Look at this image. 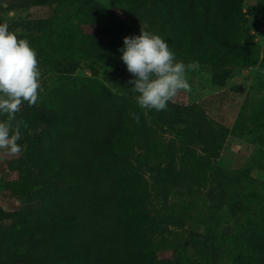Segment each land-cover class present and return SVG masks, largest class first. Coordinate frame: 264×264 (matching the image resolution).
Instances as JSON below:
<instances>
[{"label": "trees", "instance_id": "1", "mask_svg": "<svg viewBox=\"0 0 264 264\" xmlns=\"http://www.w3.org/2000/svg\"><path fill=\"white\" fill-rule=\"evenodd\" d=\"M110 1L129 10L128 24L120 25L98 7L82 6L75 12L78 28L46 34L44 51L37 53L39 69L56 75L43 102L50 120L40 146L28 154L24 174L1 184L18 206L0 213V220L12 222L0 230V264H163L145 230L151 192L167 198L178 183L200 185L208 176L216 186L210 209L222 206L224 178L212 157L227 131L216 128L197 103L169 102L166 110L147 111L155 125L183 128L205 154H196L185 170L173 158L154 167L150 185L134 176L130 143L139 136L146 110L129 90L132 75L119 49L125 36L140 34L141 23L167 40L178 61L199 62L215 86L224 85L229 68L257 67L255 82L263 96L252 124L264 130V58L245 28L249 18L264 30V0L248 10L247 0ZM37 5L38 0H26L21 7ZM83 62L90 69L103 65L104 81L79 76ZM24 122L21 139L42 123L38 117ZM40 176L48 180L44 186ZM237 240L241 247L232 264H264V224L243 230Z\"/></svg>", "mask_w": 264, "mask_h": 264}, {"label": "rangeland", "instance_id": "2", "mask_svg": "<svg viewBox=\"0 0 264 264\" xmlns=\"http://www.w3.org/2000/svg\"><path fill=\"white\" fill-rule=\"evenodd\" d=\"M23 1L26 0H0V23L7 22L10 30L20 28L19 37L28 39L38 54L44 51L46 34L65 26L78 28L75 12L82 6L98 7L122 26L129 21V10L110 0H38V5L29 9L21 7ZM255 3L256 0H247L246 10ZM60 7L61 11H56ZM245 28L247 40L259 44L261 58H264V30L257 28L249 18ZM256 70L257 67L229 68L223 75L222 86L213 85L212 74L205 69L191 71V91L181 90L174 98L176 103L199 104L216 128L227 131L222 149L212 157L225 186L223 204L216 211L210 209V194L216 186L208 176L200 185L178 183L167 198L151 192L147 206L150 220L145 230L163 264H232L241 247L238 234L264 224V130L252 124L253 111L263 96L255 82ZM40 72L44 90L39 93L36 105L22 106L19 116L22 121L40 118L39 129L28 130L26 137L18 141L23 146L20 154L0 150V213L18 206L2 190L1 184L24 174L28 154L40 146V136L50 120L43 102L55 84L56 75L50 74L47 68ZM105 72L103 65H93L90 69L83 62L78 75H96L104 81ZM130 146L134 176L147 180L149 185L154 167L163 168L173 158L178 168L185 170L190 168L196 154H205L202 146L189 141L183 128L155 125L148 111L140 122L138 138ZM40 180L43 186L48 182L44 176H40ZM11 224L9 220H0V230H8Z\"/></svg>", "mask_w": 264, "mask_h": 264}, {"label": "clouds", "instance_id": "3", "mask_svg": "<svg viewBox=\"0 0 264 264\" xmlns=\"http://www.w3.org/2000/svg\"><path fill=\"white\" fill-rule=\"evenodd\" d=\"M21 31L10 30L7 22L0 23V150L12 155L23 151L18 141L22 126L26 127L24 121L16 119L17 113L25 103L36 105L44 90L37 52L28 39L18 38ZM123 43L121 59L132 75L129 90L140 109L166 110L179 91H191L189 73L201 68L199 62L178 61L167 40L146 24L141 23L139 35L125 36ZM130 115L139 122L137 113Z\"/></svg>", "mask_w": 264, "mask_h": 264}]
</instances>
